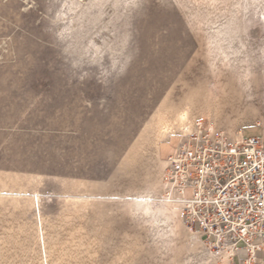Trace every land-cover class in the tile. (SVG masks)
<instances>
[{"label":"rangeland","instance_id":"rangeland-1","mask_svg":"<svg viewBox=\"0 0 264 264\" xmlns=\"http://www.w3.org/2000/svg\"><path fill=\"white\" fill-rule=\"evenodd\" d=\"M189 100L263 139L264 0H0V264H220L145 206Z\"/></svg>","mask_w":264,"mask_h":264},{"label":"built area","instance_id":"built-area-1","mask_svg":"<svg viewBox=\"0 0 264 264\" xmlns=\"http://www.w3.org/2000/svg\"><path fill=\"white\" fill-rule=\"evenodd\" d=\"M164 180L182 200V218L206 246L233 251L232 264L264 252V146L204 128L179 136L165 159ZM240 250L246 256L240 258Z\"/></svg>","mask_w":264,"mask_h":264},{"label":"bare ground","instance_id":"bare-ground-1","mask_svg":"<svg viewBox=\"0 0 264 264\" xmlns=\"http://www.w3.org/2000/svg\"><path fill=\"white\" fill-rule=\"evenodd\" d=\"M167 113L169 116L171 115V118H172L171 120L176 125V128L174 130H172L173 127L169 128V131H173V133L177 132L181 135H188L190 133L199 134L201 129L204 128L206 131H209V133L211 135L216 133V132H219L222 135H224V136H226L232 140H238L240 137L243 136L241 132L237 133L236 137H233V136H230V135H228V134H226L220 130H217L218 129L217 125H219V123H223L222 120L218 119V116L215 114V112L213 110L206 108V106H204V105L197 106L194 104V102L192 100H189L187 102V104L183 107H180L177 109H171V110L169 109L167 111ZM204 114L208 115V118L203 122L199 121V119ZM262 131H263L262 137L264 139V126H263ZM225 132L233 134L234 131H233L232 127L226 126ZM256 137H258V136H256ZM263 139H261V141H262L263 146H264V140ZM163 174L164 173L162 172V175L160 176V178L158 179V181L155 184L156 186H159L162 190V193L160 194V196L153 197V196L149 195L147 198H145V200L147 202V204L145 205L147 208V212L150 214H154L157 211V209L153 208L152 204H155V206H157L158 209L161 210V214L163 217V224L165 223V219L171 215L174 218H176V220H178V222L181 225L184 224L187 227V225L184 223L183 218H182V200H181L180 196L177 194V192L170 189L167 182L163 179ZM186 229H187L186 235L188 236V238H190L193 242H196V243L200 244L201 246H203V248L205 250L204 251L205 256L207 257V259L213 260L214 257L217 256V258L220 259V264H229L228 260H229L230 264H232L233 258L231 256L233 255V251L231 249H228V248H224V249H222V248H219V249L210 248L211 249L210 250L209 247L206 246L205 243L203 242V240L199 237V234L197 232L190 230L188 227ZM40 230H41V228H40ZM41 235H43V234H41ZM41 239H42V243L44 246V240L45 239H43V236L41 237ZM254 261H259V263L264 264V260L262 258H255ZM209 262H211V261H209ZM43 263L48 264L47 259H46V254H44ZM236 264H241V263L237 262Z\"/></svg>","mask_w":264,"mask_h":264},{"label":"crops","instance_id":"crops-1","mask_svg":"<svg viewBox=\"0 0 264 264\" xmlns=\"http://www.w3.org/2000/svg\"><path fill=\"white\" fill-rule=\"evenodd\" d=\"M242 133V132H241ZM242 135L244 136V134L242 133ZM253 136H256V135H253ZM171 141L173 142V139H174V141H176V139H177V137L176 136H172L171 138ZM175 145H176V143L174 142V143H171V144H162L161 145V148H162V150L164 149H166V155H165V158L169 155V154H171L172 153V151H173V149H174V147H175ZM261 257V256H260ZM263 260H264V258H262Z\"/></svg>","mask_w":264,"mask_h":264}]
</instances>
